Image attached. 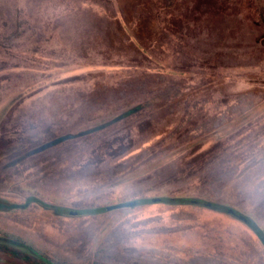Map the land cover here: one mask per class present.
I'll use <instances>...</instances> for the list:
<instances>
[{"label": "rangeland", "instance_id": "1", "mask_svg": "<svg viewBox=\"0 0 264 264\" xmlns=\"http://www.w3.org/2000/svg\"><path fill=\"white\" fill-rule=\"evenodd\" d=\"M161 196L264 232V0H0V235L58 264H264L246 222Z\"/></svg>", "mask_w": 264, "mask_h": 264}, {"label": "trees", "instance_id": "2", "mask_svg": "<svg viewBox=\"0 0 264 264\" xmlns=\"http://www.w3.org/2000/svg\"><path fill=\"white\" fill-rule=\"evenodd\" d=\"M58 136L60 137L62 135H58ZM15 157H16V155L14 156V158ZM164 198L171 199L172 201H166V200H164ZM150 200H151V202H162V203H171L172 202V203H179V204H192V205L203 206V207L218 210L221 212L229 213L235 217H238L239 219H241V218L238 215H236L235 213L231 212L230 209H232L233 211H236L239 214H242L227 204L206 200V199L196 197V196L176 197V198L161 196V197L151 198ZM201 201H208L214 205L208 206L205 203H202ZM92 209L95 210L94 214L103 210L101 207L92 208ZM64 214H68L70 216L78 215V213H71V212L70 213H64ZM83 214H86V213H83ZM241 220L244 221L243 219H241ZM251 228L259 236V238L261 239V241L264 244V232H262L256 226L255 223H254V226ZM0 252L1 253L6 252L9 255H12L19 260L22 259V261L27 262V263H31V264H58L57 262L53 261L51 258L47 257L46 255H43L41 252H39L37 249H35L31 244L24 242L20 238L12 236V235H0Z\"/></svg>", "mask_w": 264, "mask_h": 264}, {"label": "water", "instance_id": "3", "mask_svg": "<svg viewBox=\"0 0 264 264\" xmlns=\"http://www.w3.org/2000/svg\"><path fill=\"white\" fill-rule=\"evenodd\" d=\"M164 200L172 201L171 199H168V198H164ZM146 201H147V199H145V198H138V199L122 202V203L118 204V206H132V205L139 204V203L146 202ZM201 202L205 203L208 206H213L214 205V204H212L211 202H208V201H201ZM107 209H108V207H107ZM56 210L58 212L62 211L61 208H57ZM230 211L235 213L236 215H238L245 222H247L250 227L254 226V222L252 220H250L248 217H246V216H244L242 214H239L236 211H233L232 209H230ZM94 212H95L94 209H83V210L71 211V213H82V214L83 213H94Z\"/></svg>", "mask_w": 264, "mask_h": 264}, {"label": "flooded vegetation", "instance_id": "4", "mask_svg": "<svg viewBox=\"0 0 264 264\" xmlns=\"http://www.w3.org/2000/svg\"><path fill=\"white\" fill-rule=\"evenodd\" d=\"M56 210V209H55ZM57 211V210H56Z\"/></svg>", "mask_w": 264, "mask_h": 264}]
</instances>
